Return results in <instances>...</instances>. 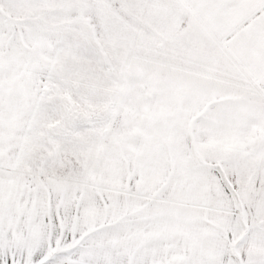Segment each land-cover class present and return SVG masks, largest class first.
Listing matches in <instances>:
<instances>
[{
	"label": "snow or ice",
	"instance_id": "1",
	"mask_svg": "<svg viewBox=\"0 0 264 264\" xmlns=\"http://www.w3.org/2000/svg\"><path fill=\"white\" fill-rule=\"evenodd\" d=\"M0 264H264V0H0Z\"/></svg>",
	"mask_w": 264,
	"mask_h": 264
}]
</instances>
